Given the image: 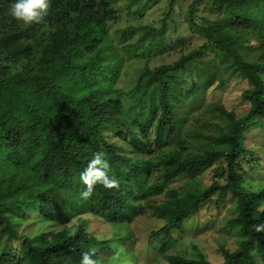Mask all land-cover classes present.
Returning <instances> with one entry per match:
<instances>
[{"label": "trees", "instance_id": "obj_1", "mask_svg": "<svg viewBox=\"0 0 264 264\" xmlns=\"http://www.w3.org/2000/svg\"><path fill=\"white\" fill-rule=\"evenodd\" d=\"M115 1L51 0L49 15L30 25L31 33L8 14L11 0H0V236L17 242L0 252V264H79L80 253L92 243L112 247L127 232L98 239L78 214L87 211L126 225L142 213V199L132 195L160 192L168 200L152 212L159 221L150 239L161 241L180 228L196 233L210 221L221 239L231 235L235 242L232 250L225 241L218 243V263L193 245L199 257L172 254L166 256L169 264H264V232L255 231L264 223V177L245 175L247 169L258 175L263 157L245 146L253 129L244 131L252 123L264 131V0H191L190 17L205 40L158 66L146 58L169 31L166 19L158 27L128 26L112 38L109 25L120 17ZM145 8L142 4L132 14ZM172 12L171 5L167 16ZM126 59L136 68L133 74L122 70ZM206 65L217 86L236 73L246 80L250 108L243 118L218 107L228 119L221 126L199 112L209 84L202 76ZM123 75L128 90L118 84ZM123 96L139 105L125 111ZM158 107L154 143L160 150L144 145L149 157H129L104 137L102 127L114 123L139 142L129 114L146 118ZM97 152L109 160V174L119 187L96 184L85 200L80 173ZM153 168L157 177L150 179ZM209 169L214 180L205 186L200 176ZM182 178L185 186L166 188ZM210 205L220 212L209 209L204 221ZM72 215H78L77 227L55 228ZM17 219L32 223L33 236L18 233ZM155 251L152 244L144 248L145 260ZM112 253L123 252L116 246ZM96 258L114 264L98 252Z\"/></svg>", "mask_w": 264, "mask_h": 264}, {"label": "rangeland", "instance_id": "obj_2", "mask_svg": "<svg viewBox=\"0 0 264 264\" xmlns=\"http://www.w3.org/2000/svg\"><path fill=\"white\" fill-rule=\"evenodd\" d=\"M190 3L191 0H152L150 2L148 0H116L114 6L120 17L118 20H112L109 25L111 36H113L112 38H118L120 32L128 26H144L145 24H152L155 27H158L161 25L162 19L165 18L169 31L161 40L158 47L155 45L153 46L150 56L146 59L151 66L173 63L181 55H185L198 48L205 40L204 33H200V27L190 17L188 8ZM142 4H146V8L140 13L132 14V12ZM171 5L173 6V12L171 15L167 16ZM204 9L205 8L202 5L196 11V14L201 16ZM20 27L23 29L27 28L31 33L33 32L30 25L26 26L21 22ZM135 69L134 64L132 62L130 63L129 59H126L122 70L128 74H133ZM202 76L204 81L209 84L206 85L205 96L199 108V112L203 113L208 118L214 119L221 126H225L228 119L220 113L218 107L231 111L237 119H241L247 114L250 108V101L246 96L249 85L238 73L230 77L221 86H217L218 83L213 74L212 67L207 65L203 66ZM124 77L125 76L123 75V80H125ZM123 80L119 79L118 84L124 87L125 90H128L130 85L127 84L126 80ZM142 98H144V96H142ZM121 101L127 112H129L130 105H139L134 98L130 99L129 103H127L128 99L123 96ZM153 111L155 112L154 115L151 113ZM153 111H151L146 118L141 117L139 114H135V111H132L128 116V120L133 125L135 134L139 138V142H135L130 133L122 125H116L114 123H110L114 124L111 127L109 126L110 124L102 127L104 137L106 140L122 146L123 150L129 157H136L139 159L149 157V154L146 153L143 148L144 145H148L149 151L151 150L152 152L153 148H155L156 151L160 150V148L154 143V126L156 123V117L159 114V107ZM193 121L196 122V119L193 118ZM260 125V123H252L244 129V131H250L251 128L253 129L250 133L246 134V148L248 147L250 151L254 150L253 152L261 154L263 157V163L259 168L258 175L255 173L253 174V172L250 173V170L248 169L246 170L245 175L250 178L254 176L258 180L264 177V131L262 132L256 127ZM256 128H258V130H256ZM203 142L205 143V146L208 145L206 141ZM247 158H249V156H247ZM156 177L157 170L153 168L150 179H155ZM200 179L202 185L208 186L214 180L211 169L204 171L200 176ZM186 182V178L177 179L169 183L166 188L171 186H185L187 184ZM131 199H142L140 204V206H142V213L128 219L126 225L114 224L113 222L110 223L104 218L87 213V211L78 214L87 219L88 231L98 239L113 237L115 232H120V230L126 229L127 234L121 235V238L117 239L116 244L112 247H105V245L100 242H94L91 244L92 246H95L98 249V253L106 259V263L112 261L114 264H169L166 261V256L172 254L194 258L195 256L199 257L198 253L195 251L196 249L193 248V245L197 246V248L205 254L208 261L218 263L222 261V254L218 250L219 242L223 243L225 241L231 250L235 247L234 237L227 235L226 237H223L222 240L219 237L220 233L216 229L217 224L211 225L210 221L204 223V225H206L205 228L201 227L202 229L196 233H191L189 231L185 232L180 228L176 229V231L174 230L170 232L166 237L162 238L163 240L159 239L161 241L150 239L149 234L154 228V225H157L159 221L156 215L152 212L157 210L159 205L165 204L168 198L164 192H160L159 195L146 198L134 194L131 196ZM207 207L208 208L204 210L206 213L204 214V221H206V219L208 220V217L211 216L209 209L213 214L220 212L219 210L214 209L213 205ZM36 214L37 213L35 212H27L25 216H35ZM78 215H72L70 219L62 225L55 226V228L68 229L73 228L74 226L77 227ZM200 220L203 221L202 218ZM1 227L2 224L0 225V230ZM16 228L20 235L33 236L35 231L32 223L30 224V222L24 220L21 221V219H17ZM15 243L17 242H14L8 237L2 238L0 236V252L4 249L7 250V248H10L11 246L13 247ZM149 244H152L157 252L155 251L153 256L150 255L153 259L145 260L147 255H143V250L149 246ZM116 246H120V250L123 253H117L114 255L112 249Z\"/></svg>", "mask_w": 264, "mask_h": 264}, {"label": "clouds", "instance_id": "obj_3", "mask_svg": "<svg viewBox=\"0 0 264 264\" xmlns=\"http://www.w3.org/2000/svg\"><path fill=\"white\" fill-rule=\"evenodd\" d=\"M50 4L51 0H11L7 12L12 19L18 23L22 22L23 25L39 24L49 15ZM110 171L109 160L102 152H97L80 173V180L85 185L80 193L81 197L85 200L89 199L96 184L107 189L118 188L119 181L109 174ZM255 231L264 232V223L257 224ZM97 252L98 249L95 246L81 252L79 264H101L96 258Z\"/></svg>", "mask_w": 264, "mask_h": 264}]
</instances>
